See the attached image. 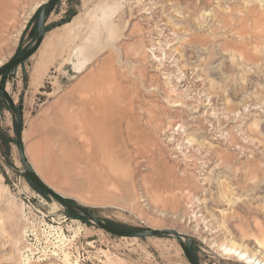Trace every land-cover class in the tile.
I'll list each match as a JSON object with an SVG mask.
<instances>
[{"label": "rangeland", "instance_id": "1", "mask_svg": "<svg viewBox=\"0 0 264 264\" xmlns=\"http://www.w3.org/2000/svg\"><path fill=\"white\" fill-rule=\"evenodd\" d=\"M48 1L0 0V68L33 45ZM170 1L60 0L39 51L0 85L18 107L28 161L52 190L117 230L185 234L199 264H246L225 249L264 261V65L231 56L204 76L208 52L186 54L187 15ZM220 1L264 16V0ZM209 15L190 23L202 35L220 26ZM0 264L189 263L172 236H112L41 193L4 99Z\"/></svg>", "mask_w": 264, "mask_h": 264}, {"label": "bare ground", "instance_id": "2", "mask_svg": "<svg viewBox=\"0 0 264 264\" xmlns=\"http://www.w3.org/2000/svg\"><path fill=\"white\" fill-rule=\"evenodd\" d=\"M171 1L181 14L187 15L184 22H187L188 26L183 29H188L191 35L190 39L187 41V46L190 47V49L188 50L187 48L186 54L191 55L190 59L193 58L195 56L194 50L196 46L202 49L205 48L208 52L205 60L200 64L203 69V74L205 73L204 76L209 77L213 66L217 62L231 56L234 61L236 59L237 61L241 59L247 66L264 65L263 55H261L262 49H264V16L256 8L250 7L243 11L244 15L239 16L238 12L235 13V11L232 10V12H226L223 10L222 1L220 0H217V6H214V3H206L205 0H198L195 4L190 6L185 4V0ZM206 11L210 12L208 18L211 17L213 23L216 22L220 24V26L212 25V32L209 35H202L200 31L197 30L196 24L190 23L193 21L196 14ZM223 65H225V67H223L225 73L231 75L235 74V65L228 64L226 61L223 62ZM219 81L225 82L226 80L222 78V80ZM193 83L194 81L191 82L190 78L182 82V84H185L184 86H189V84ZM212 88H214V86H212ZM263 172V169H258L260 182L264 178ZM183 235L186 236L185 234ZM256 244L262 252L264 245L261 242H256ZM224 252L227 256L238 258L239 261L241 260L246 264H257L256 261H258V264L264 263V261L259 260L256 256L250 259V257L246 255V252L245 254L239 253V256H236L238 252L233 249H225ZM232 252H234V254ZM241 256L243 259H241Z\"/></svg>", "mask_w": 264, "mask_h": 264}, {"label": "water", "instance_id": "3", "mask_svg": "<svg viewBox=\"0 0 264 264\" xmlns=\"http://www.w3.org/2000/svg\"><path fill=\"white\" fill-rule=\"evenodd\" d=\"M60 0H49L47 3H45L40 10V15L38 19V26H37V35L35 42L31 47L27 49V51L20 57L13 59L8 64L2 66L0 68V79L12 71L13 69L18 68L23 63L31 59L40 49L42 46L45 35H46V23H47V17L49 11L56 5L57 2ZM0 95L9 103L12 112L15 117V133H16V146L18 149V153L21 159V162L23 164L24 172L28 180L41 192L46 194L47 196L55 199L59 203H61L63 206L67 208V210L72 213L73 215L86 219L92 223H94L96 226H98L101 230L104 232L116 236L119 238H128V239H147V238H156V237H162V236H172L176 238L178 243L180 244L181 248L184 251V254L186 256V259L189 264H199V262L196 260L192 253V239L188 236H184L180 232L172 231V230H153V231H146V232H128V231H121L117 230L108 224H106L103 220L95 216L92 212H90L88 209L79 206L75 201L68 199L59 193L52 190L36 173L30 162L28 161V158L26 156V152L24 149L23 144V126H22V119L18 110V107H16V103L13 100V98L10 96L8 91L0 85Z\"/></svg>", "mask_w": 264, "mask_h": 264}, {"label": "trees", "instance_id": "4", "mask_svg": "<svg viewBox=\"0 0 264 264\" xmlns=\"http://www.w3.org/2000/svg\"><path fill=\"white\" fill-rule=\"evenodd\" d=\"M50 11H51V10H50ZM50 11H49V13H50ZM49 13H48V14H49ZM4 76H5V75H4ZM4 76H3V77H4ZM2 100H4V98L0 95V101H2ZM41 193H43V192H41ZM81 219H83V218H81ZM83 220H86V219H83ZM87 221H88V220H87ZM108 225H109V224H108ZM109 226H111V225H109ZM111 227H112V226H111Z\"/></svg>", "mask_w": 264, "mask_h": 264}]
</instances>
